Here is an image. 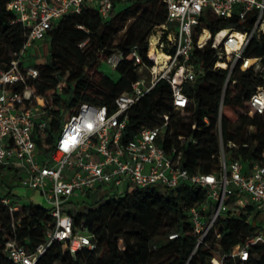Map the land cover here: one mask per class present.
Instances as JSON below:
<instances>
[{
	"label": "trees",
	"instance_id": "1",
	"mask_svg": "<svg viewBox=\"0 0 264 264\" xmlns=\"http://www.w3.org/2000/svg\"><path fill=\"white\" fill-rule=\"evenodd\" d=\"M165 16L166 8L161 0H113L107 17L88 5L79 12L65 14L47 31V54L44 61L33 65L37 74L32 76L25 75L28 66L19 57L29 27L14 21L7 0H0V71L9 69L12 60L18 59L24 78L8 88L19 94L30 89L32 102L36 96L43 98L51 114L45 128L49 142L80 102L104 105L110 112L115 108V97L140 78L139 66L152 64L147 55V36ZM248 22L233 15L227 19L211 18L206 25L214 32L230 26L244 29ZM134 46L141 63L132 54ZM114 54L118 55L113 65L115 78L102 69ZM244 54L260 56L264 63V38L253 37ZM214 58V50L209 47L192 53L191 61L203 70L194 81L184 85L193 97L192 104L175 109L169 83L160 79L128 108L124 134L143 126H157L164 121L163 114H167L168 123L159 143L170 152L172 144L178 145V137H184L178 148L181 165L189 172L208 173L217 169L220 139L227 157L238 158L247 166L264 165V112L248 114L244 103L256 85L264 84V71L253 66L245 69L234 66L222 95L219 115L228 68H213ZM232 79L236 81L230 84ZM228 142L233 144L228 146ZM159 188L158 185L133 186L122 194L102 196L87 192L94 194L92 202L63 204L74 226L82 223V228L91 234L94 247L83 246L72 253L63 242L54 240L34 264H212V256H218L221 264H234L223 254L237 243L249 248L250 258L243 264H264V242L252 241L259 226L248 221L251 207L233 215L231 210L238 208V204L228 196L229 210L218 216L207 235V244L198 245L191 254L196 235L188 210L205 199V188L189 181L172 188ZM13 202L18 204L16 210L0 202V264H13L5 254L7 239L13 237L34 250L45 241L51 220L48 205ZM171 231L178 235L169 238ZM215 231L220 233L218 237Z\"/></svg>",
	"mask_w": 264,
	"mask_h": 264
},
{
	"label": "built area",
	"instance_id": "2",
	"mask_svg": "<svg viewBox=\"0 0 264 264\" xmlns=\"http://www.w3.org/2000/svg\"><path fill=\"white\" fill-rule=\"evenodd\" d=\"M161 1L166 16L147 36V55L152 64L139 66L145 74L134 81L129 90L115 97V108L111 112L104 105L80 102L49 142H46L45 128L51 114L42 102L43 98L36 96L41 102H32L30 89L19 94L8 88L9 84L24 78L18 59L12 60L9 69L0 71V167L20 170L21 183L37 189L44 196L51 216L46 239L34 250L19 244L13 237L5 241V254L13 264H34L54 240L63 242L72 253L83 246L94 247L91 234L82 228V223L74 226L70 213L63 209V204L74 202L72 196L80 192H96L97 196L122 194L133 186L172 188L182 181L204 187L205 199L188 210L192 231L196 235L191 254L198 245L207 244V235L218 216L229 210L228 196L238 204V208L231 210L233 215L242 208L251 207L248 221L257 224L259 213L264 212V165L253 163L247 166L238 158L227 157L221 139L217 169L192 173L181 165L178 147L184 137H178V145L172 144L170 152L159 143L168 123L167 114H163L164 121L157 126H143L129 135L124 134L128 108L160 79L169 83L175 109L193 103V97L184 85L203 72L196 68L191 57L193 51H202L205 47L214 50L213 68H228L218 106L220 115L222 95L234 66L241 69L253 66L264 71V67H260L264 66L260 56L244 54L253 37L264 38V0ZM87 5L107 17L113 8V0H7V8L15 15L14 21L29 27L28 37L19 53L23 63L24 49L35 46L37 40L46 39L47 31L59 18L79 12ZM233 15L240 21L248 20L247 27H222L212 32L206 25L211 18L227 19ZM150 47L153 48L152 54L149 53ZM159 51L166 59L156 57ZM132 54L136 62H142L136 46ZM117 58L116 54L110 56L108 63L115 65ZM27 66L25 75L35 76L37 69L33 65ZM235 81L232 79L230 84ZM244 103L248 114L264 112V84L256 85ZM232 144L228 142V146ZM123 184L124 190L117 192ZM0 202L11 210L18 208L8 194L0 197ZM257 225L259 230L252 241L264 242V220ZM177 235L176 231L168 233L169 238ZM219 235L215 231V236ZM223 256L232 259L234 264H243L250 258L248 245L237 243ZM211 262L221 264L218 256H212Z\"/></svg>",
	"mask_w": 264,
	"mask_h": 264
},
{
	"label": "rangeland",
	"instance_id": "3",
	"mask_svg": "<svg viewBox=\"0 0 264 264\" xmlns=\"http://www.w3.org/2000/svg\"><path fill=\"white\" fill-rule=\"evenodd\" d=\"M41 41L43 45L39 47L35 45L27 49H24L23 59H24L25 64L35 65L36 63L44 61L46 54H47L48 46L46 45L47 40L41 39ZM260 67H264V66H260ZM102 69L107 71L114 78L117 76V73L114 70V67L110 63H104L102 66ZM138 73L140 77H142L143 74H145V70L138 69ZM35 102L40 103L41 99L37 100L36 98ZM42 102L45 103L44 100H42ZM19 172L20 170H16L15 168L0 167V197L8 194L13 200L19 201L24 204L29 203L30 201H33L38 204L47 205L44 199V196L37 189H33L21 183L20 178H19V175H20ZM124 186L125 185L123 184L120 187V189L117 190V192L123 191ZM159 190H163V188L160 187ZM72 198H73V201L79 205L88 204L92 202L94 199L92 194L88 195L85 192L74 194ZM261 220H264V212L259 213L256 219L257 224H260Z\"/></svg>",
	"mask_w": 264,
	"mask_h": 264
},
{
	"label": "bare ground",
	"instance_id": "4",
	"mask_svg": "<svg viewBox=\"0 0 264 264\" xmlns=\"http://www.w3.org/2000/svg\"><path fill=\"white\" fill-rule=\"evenodd\" d=\"M205 34H207V31L205 32ZM205 34H203V36H204ZM238 35H239V34H238ZM150 49H151V50H149V53L152 54V53H153V48L150 47ZM156 57H157V58L160 57L162 60L166 59V58L162 55V53H161L160 51L158 52V54H157ZM250 61H253V60H250Z\"/></svg>",
	"mask_w": 264,
	"mask_h": 264
},
{
	"label": "crops",
	"instance_id": "5",
	"mask_svg": "<svg viewBox=\"0 0 264 264\" xmlns=\"http://www.w3.org/2000/svg\"><path fill=\"white\" fill-rule=\"evenodd\" d=\"M45 40H47V39H45ZM35 45H37V46L39 47V46L43 45V43H42L41 40H37L36 43H35ZM44 45H45V44H44ZM46 45L48 46V41H47ZM92 195H94V194H92ZM95 195H97V193H95ZM72 199H73V198H72Z\"/></svg>",
	"mask_w": 264,
	"mask_h": 264
}]
</instances>
